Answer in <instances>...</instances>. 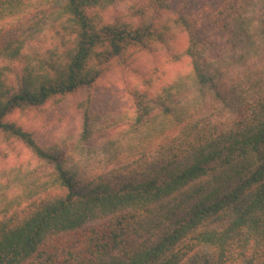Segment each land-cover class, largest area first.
I'll list each match as a JSON object with an SVG mask.
<instances>
[{
	"label": "trees",
	"instance_id": "16d2710c",
	"mask_svg": "<svg viewBox=\"0 0 264 264\" xmlns=\"http://www.w3.org/2000/svg\"><path fill=\"white\" fill-rule=\"evenodd\" d=\"M123 1L0 0L2 24L41 13L20 34L0 26V141H21L45 167L0 169V264H257L264 0L210 13L221 33L217 48L198 34L185 4L171 8V0L135 3L106 21L105 11ZM226 12L227 20L217 19ZM48 25L57 44L27 52L28 39ZM178 33L186 46L172 53ZM157 51L187 58L189 70L157 91L150 78L145 90H128L133 116L113 135L94 141L117 122L97 126L86 109L76 144L61 150L9 119ZM194 248L210 253L190 254Z\"/></svg>",
	"mask_w": 264,
	"mask_h": 264
},
{
	"label": "rangeland",
	"instance_id": "374dc122",
	"mask_svg": "<svg viewBox=\"0 0 264 264\" xmlns=\"http://www.w3.org/2000/svg\"><path fill=\"white\" fill-rule=\"evenodd\" d=\"M146 0H125L110 6L104 13V19L111 21L114 16L127 12L128 8L135 4H141ZM241 0H171L170 7H179L185 4L187 12L198 19L197 32L206 38L213 47H219L221 33L210 21V13L217 9L226 11L228 3L240 4ZM230 12H226L217 19L227 20ZM50 14V10L47 15ZM41 13L33 11L16 22L11 20L0 22L5 35L20 34L30 23L32 24ZM52 26V23H48ZM55 29L45 26V29L34 37L28 39L26 51H39L53 47L57 44ZM187 37L184 33L176 34L172 42V53L183 51ZM1 64V63H0ZM18 63H15L17 65ZM189 70L187 58L182 57L174 61L170 53L157 51L155 53L139 54L127 67L112 68L101 76L90 87L82 88L78 92L66 95L58 103H46L40 107L15 110L9 115V119L19 123L25 130L31 132L37 142L43 146H56L61 150H69L73 147L81 133L84 112L89 109L96 118L97 126H110L108 129L97 132L94 141L101 140L104 135H113L117 129L131 121L134 111L133 98L128 93L132 88L145 90L144 80L150 78L153 91H157L164 82L172 80L177 73H186ZM31 151L19 140L0 141V169L15 165H24L30 169H36L40 173L45 167L38 163ZM209 254L205 248H194L190 254ZM230 263V261H229ZM200 264V263H199ZM239 264V263H236ZM257 264H264V253Z\"/></svg>",
	"mask_w": 264,
	"mask_h": 264
}]
</instances>
